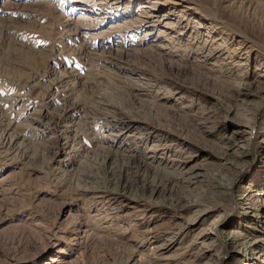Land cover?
Instances as JSON below:
<instances>
[{
	"label": "rangeland",
	"instance_id": "rangeland-1",
	"mask_svg": "<svg viewBox=\"0 0 264 264\" xmlns=\"http://www.w3.org/2000/svg\"><path fill=\"white\" fill-rule=\"evenodd\" d=\"M262 181L264 0H0V264H244Z\"/></svg>",
	"mask_w": 264,
	"mask_h": 264
},
{
	"label": "bare ground",
	"instance_id": "bare-ground-1",
	"mask_svg": "<svg viewBox=\"0 0 264 264\" xmlns=\"http://www.w3.org/2000/svg\"><path fill=\"white\" fill-rule=\"evenodd\" d=\"M243 64H245V63H243ZM252 84H253L252 82H244V83L243 82H236V87L238 89L239 94L240 95H247V96L250 95V92H245V91H248V89H250L252 91V88H253ZM240 102L245 103L248 101L244 99V100H240ZM247 146H248L247 143L241 144V145L238 144L234 147L233 153L239 155V157L242 158V156L244 155L242 148L244 149ZM192 168L191 169L185 168V171H183L182 173H185V172L187 173V171L190 172V170H192ZM197 174H198L197 172L196 173H190V175H192L193 177L197 176ZM246 187L248 189L245 188L244 191L238 190V192L240 194L237 195V201H238L240 207L236 213L237 216L240 217L242 220V222H240V224L238 226L243 228L244 231H242V230L241 231H242V233H245V234H247L248 227L250 225H252V227L258 228L264 224V181L258 182V183L252 182V184L248 183ZM193 211H194V208L192 207L190 210H188V214L192 213ZM208 214H209L208 208L199 209L197 207V210H195V213L192 216H187V219H185L182 222V225L180 226L179 231L176 232V234H174V235L177 236V233L183 231L185 228L194 227V226L200 224L201 222H204ZM219 222L220 221L218 218L217 219L214 218L213 228H211L209 231H205L204 236L201 238L202 239L201 242L199 244L196 243V246L194 247V251H196V254L193 257H191L192 261L190 262V264H202V263L206 264L205 259L207 257H204V255H206V256H209V255L212 256L213 255L212 249H210V250L204 249L203 244H204L207 237H210V238L213 237L214 238V231L216 230V232H218L217 228L219 227ZM219 228L221 229V232H222V230H224L226 228V226L224 224L223 228H221V227H219ZM209 232H211V233L213 232V233L211 234ZM247 235H249V234H247ZM243 238H245V242H247V243L245 245L242 244V246L236 252L234 258L236 260H239V258L244 257L245 258L244 264H264V233L263 232H257L255 235H253L251 237L244 236ZM149 242L150 241H148V243ZM160 246H162V245H160ZM206 251H207V253H206ZM147 260H150V259L147 258Z\"/></svg>",
	"mask_w": 264,
	"mask_h": 264
}]
</instances>
